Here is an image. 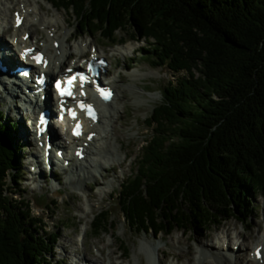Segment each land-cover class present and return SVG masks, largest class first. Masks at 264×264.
<instances>
[{"label": "trees", "instance_id": "1", "mask_svg": "<svg viewBox=\"0 0 264 264\" xmlns=\"http://www.w3.org/2000/svg\"><path fill=\"white\" fill-rule=\"evenodd\" d=\"M51 1L72 8L83 31L114 39L132 26L137 40L153 36L143 51L177 73L152 114L142 173L128 187L136 223L197 227L264 190V0ZM7 120L0 111V264H47L31 212L8 197V175L15 180L19 166L1 142ZM150 211L155 217L144 220Z\"/></svg>", "mask_w": 264, "mask_h": 264}, {"label": "bare ground", "instance_id": "2", "mask_svg": "<svg viewBox=\"0 0 264 264\" xmlns=\"http://www.w3.org/2000/svg\"><path fill=\"white\" fill-rule=\"evenodd\" d=\"M32 1L38 2L39 0H23L21 4L20 0H0V64H4L8 68L2 69L6 74L0 70V91H3V99L9 103V109L16 110L18 113L23 111L19 110L20 108H27V106L30 108V104L26 101L43 100L34 84L48 88L50 76H59L60 74L65 76L63 73L68 68L72 69V73L77 71L80 66L78 61L85 58V53L88 51L84 44L73 46L69 43L68 40L75 36V33L68 26L62 28L57 19L48 16L36 17L34 9L28 6ZM7 2L11 4L8 5ZM47 11L40 4V13L45 14L44 12ZM8 12L12 13V16L11 14L9 16ZM36 19L43 25V30L39 29L35 22ZM44 31L47 32L49 40L45 39V43L40 44L39 40L44 35ZM5 35H9L11 39ZM64 41H68V44H64ZM92 41L96 42V38L94 37ZM115 48L119 52H125L121 47ZM103 52L94 49L91 55L86 58V64L92 57H103ZM69 58L70 60L67 61ZM106 58L110 59L108 55ZM17 66H28V71L21 72L16 69ZM9 74L20 77V80L17 79L12 87L3 79L1 80V76H7L9 77L7 79L12 80L13 78ZM129 74L135 78L138 73L131 71ZM118 75L119 72L106 81L101 78L95 81L93 78L87 77L89 80L83 83L86 85L85 92L72 94V98L66 106L67 112L78 109V113L69 123L70 129H67L65 123H60L58 131H54L48 124L47 134L54 144L52 150L47 148L46 133L38 134V121H34L36 136L29 134L31 131L27 127L21 129V136L30 137L34 141L32 142L31 156L26 158V165L34 164L33 172L39 173V169L43 168L41 160H44L46 165H50L53 161L60 163L64 168L65 178L62 175H58V178L62 182L74 184L83 189L84 194L73 191L77 197L74 206L77 210L83 211L82 215L105 204L108 196L113 195L114 182L121 179L122 176H124L122 180L128 177L125 172L127 157L133 153L132 146L123 145L121 142L124 130L115 124V119L112 129L109 128V125L110 121L118 116L116 113L119 110L118 105L113 104V99L116 98L123 102L126 98L138 97L139 92L133 87L137 83H130L132 87L128 89L129 93L122 89L120 94ZM39 77L43 78L42 82L39 81ZM89 86L95 87L97 91H92L88 88ZM25 88L30 91H25ZM102 90L111 91L112 96L108 101L103 100ZM149 92L152 100L158 98L157 93ZM16 99H19L20 102L14 103ZM50 102L52 101L44 103L48 106L49 110H47L52 113L54 109ZM33 111L38 112V110ZM28 114L30 113L28 112ZM75 120H81L83 125L79 136L73 133L72 128ZM89 121L93 124L90 125ZM31 128L33 129V127ZM111 139L118 143H112ZM135 142L136 139L131 140L132 144ZM40 153L43 155L42 157H40ZM121 153H123L122 156H120ZM34 173L33 176H30L32 179L36 178ZM90 182L95 183L94 190L91 189ZM49 184L47 182L45 187L49 188ZM245 224L246 230H243L235 221L227 220L218 230L202 231L196 234L193 237L195 244L191 241L192 234L185 230L181 234L172 233L168 239L163 233H160V240H163L167 246L153 245V249L155 247L164 252L158 263L155 260H143V255L150 253L152 249L147 243H136L133 249L134 254L138 264H264V231L259 234L261 222L254 218L249 222L245 220ZM86 230L87 225H85ZM106 230L108 231L107 226ZM62 235L60 250L62 256L59 261L65 264H83V261H87L89 264H132V259L125 249L121 248L124 244L119 241V235H113V229L110 231L112 237L110 240L99 236L90 242L84 236L85 252L80 250L73 234L63 232ZM184 243L187 247L183 246ZM112 244H115V247H112ZM92 246L95 250H92ZM107 248L108 250H106ZM256 250L259 256L257 259L252 257L253 251Z\"/></svg>", "mask_w": 264, "mask_h": 264}, {"label": "rangeland", "instance_id": "3", "mask_svg": "<svg viewBox=\"0 0 264 264\" xmlns=\"http://www.w3.org/2000/svg\"><path fill=\"white\" fill-rule=\"evenodd\" d=\"M21 2H23V0H20V4ZM7 4L9 5L11 3L7 2ZM40 4L48 10L47 12H44L45 14L40 13ZM28 6L34 9V15L36 17L40 18L48 16L50 18H55L58 20L62 28L64 26H68L70 30H75L71 23L75 24L78 22V20L73 16L70 10L64 8L57 9L47 0H39L38 2L32 1L28 4ZM10 14L12 16V13L8 12L9 16ZM35 22L40 30L44 29L43 25H41L37 19ZM132 31V26H126L125 30H117L116 35L118 38L125 36L128 37ZM74 33V39H69L68 41L73 46H82L84 44L88 50L85 53V56H90V54L96 48L104 51L103 53L105 58L107 55L110 57L109 65L107 67L108 70L105 73H102V77L103 80L106 81L110 78H113L115 73L119 72L117 82L119 83L118 91L120 94L122 89H125L129 93L128 89L132 87L130 83H137V85H134L133 87L139 92L138 97L126 98L123 102L116 98L113 99V104L118 105L119 110L116 113L118 116H115V118L110 121L109 125V128L112 129V123H114L115 119V124H117L119 127H122L124 130L121 142L123 145L132 146L133 153L127 157V170L125 175H128V177L124 179L125 182L127 179H129V177L132 178L138 169L139 156L142 152L141 145L145 143L149 132L151 133L152 130L147 125L150 121L156 104L162 100L160 89L164 86V84H168L169 80L174 78L175 72L168 68V66L162 64V62H158V64H156V62H152V60L145 58V54H147V52H142L140 55H137L134 52V49H141V47L145 44V40H127L123 44L109 45L108 40L101 34L99 30L94 32L93 36H90L88 33H83L77 36V32L74 31ZM5 37L10 38L9 35H5ZM94 37L96 38V42L92 41ZM45 39L49 40V36L47 35L46 31H44V35L41 36L39 43H45ZM150 39L152 40L153 38ZM68 41H64V44H68ZM115 47H121V49L125 52H119ZM69 60L70 58L67 59V61ZM131 71H136V73H138L135 78L130 76L129 73ZM106 73L107 75L104 76ZM149 91L157 93L158 98L152 100L150 98L151 93ZM3 98V91H0V109L4 113L5 117L11 115L10 118H14L18 123L17 128H13V130L15 131L18 129V134H20V128L22 129L27 127V129H31V124L29 122L26 124L25 116L27 114L25 109H19L23 110L21 114L16 110H10L9 103ZM15 102H20V100L16 99L14 103ZM22 114L25 124L20 119V115ZM18 117L20 121H18ZM89 124L92 125L93 122L89 121ZM29 131L32 132V130ZM31 132H29V134L33 136V133ZM19 137V144L21 148H17V161L19 160L21 167L20 169L22 172H19L14 182L11 183V192L13 195L16 194L17 197L23 199L20 205L29 207V209L36 211V213L40 215L38 217H40L42 221L38 220L37 217V224L35 227L39 231L40 235L44 237L43 239L47 243V249L44 250L46 259L52 260L53 264H65L60 263L59 261L62 256L60 250L63 232L73 234L77 239V244L80 247V250L85 252L86 248H84L83 244L84 236H86L90 242L99 236H103L106 240H110L112 239L110 231L113 229V235H119V237H121L128 245L129 252L127 254L132 259V264H138L133 250L136 243H147L150 247H152L150 253L148 252L147 254L143 255L144 261L155 260L157 263L160 261L163 256L161 251L155 247L153 249L154 244L167 246L163 240H160V233L155 237L152 232H146L144 230L135 231L124 219L119 203L120 198L118 195L120 194L121 182L123 181L122 179L124 176L114 182L113 195L108 196L105 204L97 206V208L89 211L86 215H82L83 211L77 210V208L74 206L75 202L77 201V197L73 191L84 194L83 189L75 186L74 184H67L61 180H57L56 175L59 174L65 178V173L60 172L59 166L55 167L56 172L54 175H52L54 177L49 175L48 168L47 170L45 168V171L43 172L42 169L40 170L38 167L39 173H34L32 168H35V165H26V158L31 156L33 148L32 142L34 141L30 137ZM132 139H136V142L133 144L131 143ZM111 142L118 143V141L114 139H111ZM122 155L123 153L120 154V156ZM42 167L44 169V166ZM33 173L36 175V178L32 179L30 176H33ZM49 178L50 187L46 188L45 181H47ZM90 185L91 189L94 190L96 187L95 183L90 182ZM250 194L252 196V199H250V204L247 206L246 204L245 206L242 204L244 207L240 206V209L243 211L242 213L237 212L236 209V212L240 213L238 215L229 214L223 218L217 217L213 224H206L204 226L198 225L196 228L190 226L189 224H186L185 227L180 229L175 227L169 234H164V236L166 239H168L172 233L181 234V232L185 230L192 234L191 241L195 244L193 237L199 232L218 230L221 228L222 223L227 220L235 221L240 229L246 230L245 220L249 222L254 218L259 219L261 222V229L259 232L260 234L262 231H264V191L260 189H252ZM121 200L124 202V196L121 197ZM235 202L237 203V200H235ZM39 204H42L44 207L43 210ZM233 207H237V205L233 204ZM100 210H106L110 214L107 222L108 231L103 230L98 233H94L91 229V222L95 213L99 212ZM112 222H114L113 226ZM63 223H65V225H63ZM85 225H87L86 231ZM51 230L56 231L58 235L55 237V239L48 240L46 238L49 236V232ZM256 241L257 239L255 242ZM111 246L115 247V244H112ZM183 246L187 247L185 243ZM92 250H95L93 246ZM106 250H108V248ZM117 252H120V250H117ZM252 257L255 259L259 257L257 250L253 251Z\"/></svg>", "mask_w": 264, "mask_h": 264}, {"label": "water", "instance_id": "4", "mask_svg": "<svg viewBox=\"0 0 264 264\" xmlns=\"http://www.w3.org/2000/svg\"><path fill=\"white\" fill-rule=\"evenodd\" d=\"M2 142V141H1ZM3 144H5L7 146V144L5 142H2Z\"/></svg>", "mask_w": 264, "mask_h": 264}, {"label": "snow or ice", "instance_id": "5", "mask_svg": "<svg viewBox=\"0 0 264 264\" xmlns=\"http://www.w3.org/2000/svg\"><path fill=\"white\" fill-rule=\"evenodd\" d=\"M105 98H107V97H105Z\"/></svg>", "mask_w": 264, "mask_h": 264}]
</instances>
